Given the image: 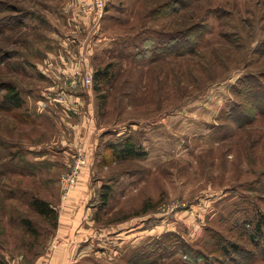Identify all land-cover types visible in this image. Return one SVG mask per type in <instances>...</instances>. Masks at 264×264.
I'll list each match as a JSON object with an SVG mask.
<instances>
[{"label":"rangeland","instance_id":"374dc122","mask_svg":"<svg viewBox=\"0 0 264 264\" xmlns=\"http://www.w3.org/2000/svg\"><path fill=\"white\" fill-rule=\"evenodd\" d=\"M5 84L24 107L0 109V264L66 242L74 264H264V233L251 237L264 221V94L260 108L248 97L264 92V0H0ZM127 136L146 158L113 159L108 145ZM80 155L91 171L70 243L31 202L59 211Z\"/></svg>","mask_w":264,"mask_h":264},{"label":"trees","instance_id":"16d2710c","mask_svg":"<svg viewBox=\"0 0 264 264\" xmlns=\"http://www.w3.org/2000/svg\"><path fill=\"white\" fill-rule=\"evenodd\" d=\"M189 37V36H188ZM186 41V40H185ZM179 43V40H172L170 41V44ZM185 45L188 44V41L184 43ZM183 45L182 43H179L177 46H170L167 45L165 48V51H173L172 53H177L179 50V46ZM189 45V44H188ZM179 47V48H178ZM176 50V51H175ZM95 85L94 90L96 93L100 94L103 90L100 86L103 81H105L108 78V74L106 70H103L101 72L95 73ZM109 79V78H108ZM261 86H258L257 84L253 85V88L249 89L248 97H250L251 101L250 103L253 104V106H258V98L259 93H263V89H261ZM0 92H3L1 96V103H0V109L6 112H12L16 110H20L24 107V101L22 97L20 96V93L18 90L10 84H5L2 87L0 86ZM100 99H105V96L100 95ZM243 115V113H242ZM107 150L111 153V156L115 161L120 160H134V159H143L146 158L147 154L143 151L142 146L135 140L133 136H127L119 139L118 141L111 143L108 145ZM105 189H108V187H104L101 194H100V200L101 204L103 206H106L108 204V201L110 200L111 196L110 193H106ZM32 207L36 211L37 214H39L44 219L51 221L54 227H56L58 219H59V211L56 207H54L51 204H48L47 202L40 200V199H33L31 202ZM22 224L27 230L28 233L31 235L36 234V230L32 227L31 223L27 220H22ZM253 232L251 237L254 238L255 236H261L264 232V221L257 220L253 224ZM263 230V231H262ZM234 250H236L235 247H233ZM224 254L228 255L230 252L229 250L223 249ZM238 252V251H237ZM188 260L190 258L193 263H196V261H199L201 257H198L192 250L189 252V254L184 251L183 252Z\"/></svg>","mask_w":264,"mask_h":264},{"label":"crops","instance_id":"0c3cea01","mask_svg":"<svg viewBox=\"0 0 264 264\" xmlns=\"http://www.w3.org/2000/svg\"><path fill=\"white\" fill-rule=\"evenodd\" d=\"M70 98L71 100H69L70 103L68 102V108L79 109L77 101L74 100L77 98L74 96H71ZM76 104L77 106H75ZM96 145L97 143L95 144V147ZM89 171H91L89 168H85L82 171L76 188L73 190L68 200L62 202L63 205H61L59 210V229L57 233V239L59 238L61 241L67 239L70 243H75L77 242L80 233L82 235L83 230H80L79 232L77 229L82 222L84 214L80 202L82 197L87 195L88 186L85 188V180L87 181L90 177ZM71 245L72 244L69 245L68 242L62 243L57 251L41 257L36 264H74L76 261L77 247H72Z\"/></svg>","mask_w":264,"mask_h":264},{"label":"built area","instance_id":"2783aa9c","mask_svg":"<svg viewBox=\"0 0 264 264\" xmlns=\"http://www.w3.org/2000/svg\"><path fill=\"white\" fill-rule=\"evenodd\" d=\"M95 10L102 11L103 3L101 1H97L95 3ZM92 82V76L86 78V84ZM80 83V79H75L72 81V85H77ZM90 85V84H89ZM86 165L85 157L79 156L70 167L69 171L62 177L61 179V187H62V200L66 201L72 194L73 190L76 188L79 176L81 174V169Z\"/></svg>","mask_w":264,"mask_h":264}]
</instances>
